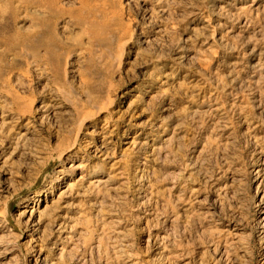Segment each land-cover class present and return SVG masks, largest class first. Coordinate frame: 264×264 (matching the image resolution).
Segmentation results:
<instances>
[{"label":"rangeland","instance_id":"obj_1","mask_svg":"<svg viewBox=\"0 0 264 264\" xmlns=\"http://www.w3.org/2000/svg\"><path fill=\"white\" fill-rule=\"evenodd\" d=\"M0 264H264V0H0Z\"/></svg>","mask_w":264,"mask_h":264}]
</instances>
